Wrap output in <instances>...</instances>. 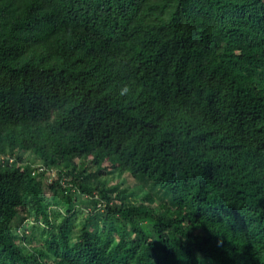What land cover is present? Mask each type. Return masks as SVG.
Listing matches in <instances>:
<instances>
[{"label":"trees","instance_id":"trees-1","mask_svg":"<svg viewBox=\"0 0 264 264\" xmlns=\"http://www.w3.org/2000/svg\"><path fill=\"white\" fill-rule=\"evenodd\" d=\"M0 264H264V0H0Z\"/></svg>","mask_w":264,"mask_h":264},{"label":"rangeland","instance_id":"rangeland-1","mask_svg":"<svg viewBox=\"0 0 264 264\" xmlns=\"http://www.w3.org/2000/svg\"><path fill=\"white\" fill-rule=\"evenodd\" d=\"M27 159L31 160L33 163H37L38 162V160H36L31 154H27ZM118 178L119 177L114 176L112 178V180L117 181ZM45 181H46V179H43L42 182L45 183ZM135 183H136V181L134 179H128L125 182H122L120 184V186H125L126 184L131 186V185H135ZM71 189L73 190L74 188H71ZM72 190H70V191H72ZM48 192L51 193V190H48ZM82 201L83 202L82 203H79L78 206H80L83 210H86L88 208L92 209V202L90 201L89 198H87V197L86 198H82ZM98 204H100V205H98ZM98 204H97V209L98 210H102L104 208V205L103 204H105L104 201L103 200L102 201H99ZM29 244H36V241H33V242L29 243Z\"/></svg>","mask_w":264,"mask_h":264},{"label":"built area","instance_id":"built-area-1","mask_svg":"<svg viewBox=\"0 0 264 264\" xmlns=\"http://www.w3.org/2000/svg\"><path fill=\"white\" fill-rule=\"evenodd\" d=\"M8 160H12V156L8 157ZM31 165L33 167L31 169L30 173L35 174L38 172H43L44 176H45L44 179H46L47 181H50L56 173L54 167L46 166L45 164H42L41 162L32 163ZM22 225H23V222L21 223V225L18 226L17 231H20Z\"/></svg>","mask_w":264,"mask_h":264},{"label":"clouds","instance_id":"clouds-1","mask_svg":"<svg viewBox=\"0 0 264 264\" xmlns=\"http://www.w3.org/2000/svg\"><path fill=\"white\" fill-rule=\"evenodd\" d=\"M117 95L119 98L126 100L135 95V89L132 85L125 83L119 87Z\"/></svg>","mask_w":264,"mask_h":264}]
</instances>
